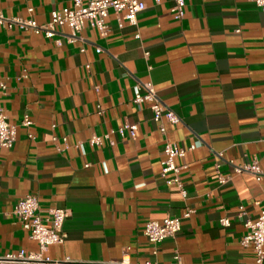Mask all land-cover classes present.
I'll list each match as a JSON object with an SVG mask.
<instances>
[{
	"label": "crops",
	"instance_id": "1",
	"mask_svg": "<svg viewBox=\"0 0 264 264\" xmlns=\"http://www.w3.org/2000/svg\"><path fill=\"white\" fill-rule=\"evenodd\" d=\"M143 2L136 24L110 9L106 35L86 25L74 42L66 26L48 38L0 25V105L18 126L13 146L0 147V254L39 250L13 214L35 194L43 212H68L64 242L46 252L66 264L117 262L126 252L129 264H171L177 252L183 264H257L241 240L264 209V10L250 0H185L179 20L174 0ZM70 4L0 0V10L44 24ZM148 81L180 117L165 134L148 104L133 100L134 86ZM134 123V137L118 132ZM103 134L101 144L90 142ZM166 138L186 148L176 158L186 197L161 175ZM254 159L260 180L234 171ZM218 162L231 175L223 184ZM187 209L180 231L154 254L146 222Z\"/></svg>",
	"mask_w": 264,
	"mask_h": 264
},
{
	"label": "built area",
	"instance_id": "2",
	"mask_svg": "<svg viewBox=\"0 0 264 264\" xmlns=\"http://www.w3.org/2000/svg\"><path fill=\"white\" fill-rule=\"evenodd\" d=\"M159 1V0H156ZM258 7L264 10V0H250ZM185 0H174L172 12L175 18L181 20L184 15ZM110 9L116 13L125 12L124 17L131 23H137L139 12L145 9L143 0H71L69 6L62 10H54L51 14V19L44 24H40L33 17H8L0 10V25L9 28L18 25L21 28L31 29L36 34H44L48 38H53L56 35L62 34L61 28L68 27L70 33L68 40L74 42L83 40L80 36L86 25L91 26L100 31L104 36L109 31L107 17ZM30 14L34 8L29 7ZM239 31V30H238ZM60 42L59 39L56 40ZM84 47L81 51H84ZM98 52L102 48L98 47ZM0 88L5 89L6 85L0 80ZM137 103L148 104L153 113V120L158 125L162 133L167 132L165 123L177 124L180 122L178 114L167 107L160 96L154 84L150 81L138 83L134 86V98ZM33 124V119L29 114H25L21 125L30 127ZM16 124L10 122L6 109L0 105V147L11 148L17 138ZM138 125L126 124L118 128V132L124 135L129 132L130 136L136 135ZM30 138H34L32 133H29ZM109 134L94 135L90 138V142L94 145L102 143L103 139L108 138ZM199 144V141L194 142L189 149H194ZM186 148L169 139H165L163 147V160L161 175L165 178L167 184H175L178 186L182 195L186 197L187 193L184 189L180 170L185 167L176 163L177 157L184 156ZM218 156L222 157L219 153ZM87 163L86 166H89ZM221 163H216V171L218 181L223 184L231 179V175H224L220 172ZM237 173L248 172L253 174L257 180L262 178V173L258 160L254 159L251 162H246L234 167ZM172 173V175H169ZM192 210L187 209L179 216H166L163 220H149L145 224L144 233L149 242L153 245V253L158 251V245L167 238H174L181 229L182 220L191 215ZM13 214L16 215L24 229H26L31 238L37 240L39 244L38 251L26 252L20 249L17 252H7L0 254V264H66L71 263L70 258L63 260L54 259L46 255L47 250L53 244L63 243L66 237L64 232V224L66 222L68 212L62 207H48L42 210L37 195L27 194L20 198L13 208ZM221 224L224 226L230 225L228 217L221 218ZM248 228L241 242L245 246H251L255 252L257 264H264V209L258 214L256 220H248L246 222ZM175 262L171 264H183L181 256L177 252L174 256ZM101 264H129V255L126 252L121 260L117 262H104ZM145 264H159L157 261L147 260Z\"/></svg>",
	"mask_w": 264,
	"mask_h": 264
}]
</instances>
